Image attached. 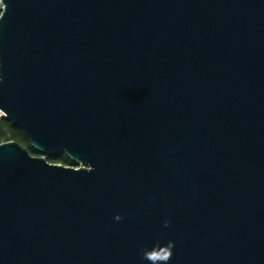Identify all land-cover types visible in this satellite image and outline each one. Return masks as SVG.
<instances>
[{"label":"water","instance_id":"obj_1","mask_svg":"<svg viewBox=\"0 0 264 264\" xmlns=\"http://www.w3.org/2000/svg\"><path fill=\"white\" fill-rule=\"evenodd\" d=\"M0 5V264H264V0Z\"/></svg>","mask_w":264,"mask_h":264},{"label":"trees","instance_id":"obj_2","mask_svg":"<svg viewBox=\"0 0 264 264\" xmlns=\"http://www.w3.org/2000/svg\"><path fill=\"white\" fill-rule=\"evenodd\" d=\"M1 11V9H0ZM6 140H16L23 146H25L31 154L33 155H41L38 149H36L32 144L31 141L26 134L25 130L11 122L10 120L6 119L4 116L0 117V142ZM46 158L50 162H57L62 163L65 165H73L78 166V162L73 160L68 154L65 152L60 154H45Z\"/></svg>","mask_w":264,"mask_h":264},{"label":"built area","instance_id":"obj_3","mask_svg":"<svg viewBox=\"0 0 264 264\" xmlns=\"http://www.w3.org/2000/svg\"><path fill=\"white\" fill-rule=\"evenodd\" d=\"M0 8H1V5H0ZM1 116H3V113H2V111H0V117H1ZM78 166H79V164H78Z\"/></svg>","mask_w":264,"mask_h":264}]
</instances>
